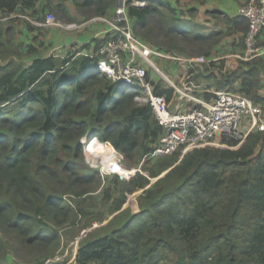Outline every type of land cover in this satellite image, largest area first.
I'll use <instances>...</instances> for the list:
<instances>
[{
    "label": "trees",
    "instance_id": "trees-1",
    "mask_svg": "<svg viewBox=\"0 0 264 264\" xmlns=\"http://www.w3.org/2000/svg\"><path fill=\"white\" fill-rule=\"evenodd\" d=\"M38 2L0 0V15L34 13ZM116 4L81 0L79 6L105 17ZM127 16L136 37L165 53L191 55L189 47L198 45L209 59L228 35L206 32L191 10L177 12L159 0L143 8L129 5ZM236 16L228 23L244 32V49L247 20ZM9 26L0 31V48ZM208 63L209 74L203 71L202 77L215 90H235L264 105L262 62H240L227 72L223 61ZM195 67L188 75L196 83ZM147 74L154 93L170 101L174 90ZM196 86L198 98H212L206 92L212 85ZM136 96L98 72L96 59L80 51L34 58L25 66L0 65V264H7L10 251L26 264H42L84 232L75 264H264V131L251 132L240 145L224 138L226 148L144 160L165 129ZM88 133L110 142L125 167L141 163L140 171L129 180L104 177L108 184L100 188L99 171L83 161L81 140ZM138 191V211L122 210ZM96 198L112 219L89 230L81 220L87 216L83 205Z\"/></svg>",
    "mask_w": 264,
    "mask_h": 264
},
{
    "label": "built area",
    "instance_id": "built-area-1",
    "mask_svg": "<svg viewBox=\"0 0 264 264\" xmlns=\"http://www.w3.org/2000/svg\"><path fill=\"white\" fill-rule=\"evenodd\" d=\"M129 5L143 8L147 5V1L117 0L112 20L98 19L106 22L109 29L100 33L99 42L94 49L82 54L95 58L97 71L106 75L123 90L135 92L137 94L135 101L140 105H149L156 120L165 129L163 140L144 157V160H156L176 152L186 154L206 146L226 148L227 145L222 142L224 138L236 140L240 145L251 132L264 131V115L261 107L253 104L242 93L230 89H210L206 90L212 95L209 101L193 95L192 91L200 87L189 81L186 67L183 69L184 76L178 86L164 74L160 78L176 93L184 92L187 102L194 105L186 112L173 111L165 95L154 93V83L148 78L147 68L159 78L162 72L153 64L152 59L163 61L176 59L151 48L135 36L127 16ZM236 14L248 22L244 49L241 54L236 55L237 59L240 62H250L263 57L264 45L261 44V40L264 38V0H248L237 9ZM18 17L21 16L16 13L0 15V23ZM23 20L31 21L27 17ZM77 28L76 25L68 26V29ZM185 61L191 68L214 62L215 59L200 56ZM81 143L84 157L97 167L102 178L117 176L121 180H129L136 174V170H127L121 165L123 158L110 142H100L97 137L88 133ZM83 236L75 238L42 264H75L74 257Z\"/></svg>",
    "mask_w": 264,
    "mask_h": 264
},
{
    "label": "rangeland",
    "instance_id": "rangeland-1",
    "mask_svg": "<svg viewBox=\"0 0 264 264\" xmlns=\"http://www.w3.org/2000/svg\"><path fill=\"white\" fill-rule=\"evenodd\" d=\"M81 0H76V4H74V0H52L50 3L48 0H39L37 6L34 10V13L30 10H25L23 12L18 13V17L12 23L6 21L5 23H0V31H4V25H10L9 35H6L2 42L5 44L1 45L0 48V65H5L9 62L15 63L18 65H28L29 60L35 55L40 53L41 56L48 55H56V56H64L70 53L87 52L94 47L99 42V35L101 32H104L109 29L106 22L99 21V18H104L106 21L112 20L115 14V8L113 9V13L107 14L105 17H98L92 14L90 10L82 9L79 4ZM132 6V5H131ZM242 6V5H240ZM15 13V12H13ZM12 14V13H10ZM27 17L30 19V22L23 20V18ZM69 25H76L77 29H68ZM207 25V24H206ZM206 27L205 31L210 33V27ZM2 36V34H0ZM223 38V37H222ZM191 55L181 54V53H166L176 60H160V59H152L153 64H155L159 70L162 72L159 75L158 82L165 86L164 82L160 79L164 74V76L168 77L172 83L175 85H180V81H182L184 76V67L188 68L185 59L196 58L200 56H205L203 54H199L201 51V47L198 45L190 46ZM165 53V52H164ZM214 57H221L220 55L210 56L209 59ZM260 59V58H258ZM256 59V60H258ZM223 61L225 65V60H216ZM254 61V60H253ZM210 66V63L207 64H199L196 69V83L190 78L189 80H193L194 84L207 86L212 85L211 83L205 82L202 77V73L209 74L206 72L207 68ZM148 71L151 72L152 76H156L150 68H147ZM216 72V70H212ZM262 79L263 87L259 91V94L264 97V79ZM187 88V87H186ZM235 88V86H233ZM212 89H215L213 86ZM191 93V92H190ZM184 92L176 94V102L181 103V111H189L192 108V103L187 102L186 97L183 95ZM188 93H185L187 95ZM192 94L196 96V93L192 91ZM260 106V105H259ZM262 109V113L264 115V105L260 106ZM264 117V116H263ZM256 131V130H255ZM220 148V147H217ZM236 148V147H235ZM184 154L180 153V158ZM164 158V157H163ZM161 159V158H160ZM84 165L94 171H98L97 167L87 161V159L83 156ZM141 163L137 166L133 167H125L123 164V160H121V165L127 170H136V172L140 171ZM146 175L147 173L144 172ZM167 172L163 173L161 177L165 176ZM158 179V178H157ZM157 179H152V183L156 182ZM100 188L103 186H107L108 181L103 180ZM99 188V189H100ZM142 192V191H141ZM140 192L129 196L130 201H127L126 207L131 208L134 212L137 211V196ZM66 199H71L66 197ZM72 200V199H71ZM84 200V199H82ZM129 200V198H128ZM75 202H79L80 200H74ZM137 204V205H136ZM105 205L101 203L100 199H93L88 201L83 205L87 216L82 220V223H89L88 225L91 229H99L102 225H105L109 220L112 219V216L109 217L108 211L104 208ZM103 218L104 221H99ZM88 230V231H89ZM74 232V231H72ZM86 233V232H84ZM71 242V241H70ZM69 242V243H70ZM68 243V244H69ZM66 246V245H65ZM76 256L74 257L75 261ZM5 261L7 264H26V260L21 259V257H16L10 251L8 255H6Z\"/></svg>",
    "mask_w": 264,
    "mask_h": 264
},
{
    "label": "crops",
    "instance_id": "crops-1",
    "mask_svg": "<svg viewBox=\"0 0 264 264\" xmlns=\"http://www.w3.org/2000/svg\"><path fill=\"white\" fill-rule=\"evenodd\" d=\"M146 1H149V0H146ZM159 1L168 4L171 8H174L177 12L191 10L193 12L192 20L195 21L199 25L207 24L208 26L207 25L206 26L210 27L211 29L210 31H220V32L228 33V35L225 36L220 41L219 46L216 49V50H219V54H216V55H220L221 57H218V58L214 57L212 59H215L214 62H216V60H223V59L225 60L224 72L233 71L238 68L240 61L237 59L236 55L241 54V52L243 51V46H241L240 39L243 36L244 32L233 31L231 28V25L228 22L233 20L235 17H237L236 16L237 9L240 7V5H244L248 0H159ZM110 13H113V10ZM211 13H217V14H220V16L218 18H214L211 16ZM246 25L248 28L247 22H246ZM263 43L264 41H262L261 44L264 45ZM39 57H45V56H41L40 53L35 54L29 60V63L34 58H39ZM257 62L263 63L262 68H261V77H263L264 79V56L258 59ZM164 84H165V86H163L164 89H172L171 87H168L165 82ZM173 84L175 83L173 82ZM237 86H238V83L235 84V88H237ZM176 94L178 93L174 91L172 99L168 101L170 104V107L173 111L179 110L180 112H184V111H181V106H182L180 105L181 103L176 102L177 100ZM199 99L204 100L201 97H199ZM138 192L141 193V191H138ZM128 198H127V201H130L129 196ZM126 203L122 207V210L129 208V207H126ZM131 211L135 213L132 209ZM137 211H138V205H137ZM83 235L84 233L74 238L81 237ZM71 240L72 239H69L68 242H70ZM67 243L65 245H67Z\"/></svg>",
    "mask_w": 264,
    "mask_h": 264
},
{
    "label": "clouds",
    "instance_id": "clouds-1",
    "mask_svg": "<svg viewBox=\"0 0 264 264\" xmlns=\"http://www.w3.org/2000/svg\"><path fill=\"white\" fill-rule=\"evenodd\" d=\"M116 6H117V4H116ZM115 8H116V7H115ZM95 47H96V46H95ZM95 47H94V48H95ZM84 234H86V233H84Z\"/></svg>",
    "mask_w": 264,
    "mask_h": 264
}]
</instances>
